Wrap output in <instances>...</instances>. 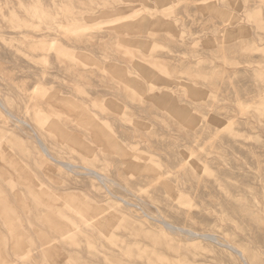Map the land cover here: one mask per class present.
I'll list each match as a JSON object with an SVG mask.
<instances>
[{"label": "rangeland", "instance_id": "obj_1", "mask_svg": "<svg viewBox=\"0 0 264 264\" xmlns=\"http://www.w3.org/2000/svg\"><path fill=\"white\" fill-rule=\"evenodd\" d=\"M0 264H264V0H0Z\"/></svg>", "mask_w": 264, "mask_h": 264}, {"label": "bare ground", "instance_id": "obj_2", "mask_svg": "<svg viewBox=\"0 0 264 264\" xmlns=\"http://www.w3.org/2000/svg\"><path fill=\"white\" fill-rule=\"evenodd\" d=\"M44 147V146H43ZM44 151V150H43ZM44 153H45V151H44ZM47 154V153H46ZM90 171H94V169H89ZM96 172V171H95ZM94 173V172H93ZM97 173V172H96ZM97 175H99V174H97ZM102 177V176H101ZM103 179V178H102ZM165 225H167V227L169 228V229H174L175 227L172 225V224H169V223H165ZM188 232H192L193 233V231H191V230H189ZM203 236V238H208V235H202ZM211 237H214V236H212L211 235ZM211 237L210 238H208V239H211ZM215 240H217V239H215ZM227 244V243H226ZM228 244H230V243H228ZM232 245V244H231ZM225 246H227V245H225ZM230 248V247H229ZM236 248V247H235ZM234 248V249H235ZM232 249V248H231ZM237 249V248H236ZM234 251V250H233ZM237 251V250H236ZM238 251L239 252H241L239 249H238ZM240 256H243V254H240Z\"/></svg>", "mask_w": 264, "mask_h": 264}]
</instances>
